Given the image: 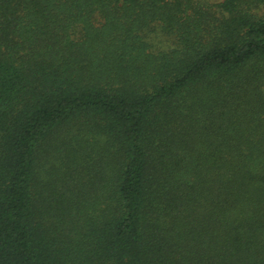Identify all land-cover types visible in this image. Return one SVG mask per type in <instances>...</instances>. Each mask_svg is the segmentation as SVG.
Wrapping results in <instances>:
<instances>
[{
	"label": "trees",
	"instance_id": "16d2710c",
	"mask_svg": "<svg viewBox=\"0 0 264 264\" xmlns=\"http://www.w3.org/2000/svg\"><path fill=\"white\" fill-rule=\"evenodd\" d=\"M0 264H264V0H0Z\"/></svg>",
	"mask_w": 264,
	"mask_h": 264
},
{
	"label": "rangeland",
	"instance_id": "374dc122",
	"mask_svg": "<svg viewBox=\"0 0 264 264\" xmlns=\"http://www.w3.org/2000/svg\"><path fill=\"white\" fill-rule=\"evenodd\" d=\"M215 1H219V0H215Z\"/></svg>",
	"mask_w": 264,
	"mask_h": 264
}]
</instances>
